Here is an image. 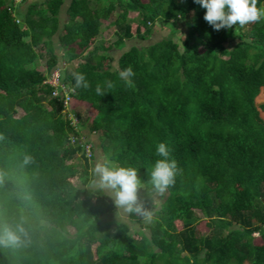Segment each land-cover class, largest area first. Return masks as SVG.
<instances>
[{"label": "trees", "instance_id": "16d2710c", "mask_svg": "<svg viewBox=\"0 0 264 264\" xmlns=\"http://www.w3.org/2000/svg\"><path fill=\"white\" fill-rule=\"evenodd\" d=\"M28 1L0 0V234L22 218L27 231L23 244L0 246V264H264V104L255 102H264V19L215 31L194 0H71L60 32L66 0L32 2L21 12ZM115 13L118 50L147 40L159 24L173 35L182 24L186 39L132 46L114 68L110 47L95 42ZM55 36L65 63L84 61L62 69V83L96 111L90 123L77 113L73 123L45 83L60 62ZM41 51L45 71L37 69ZM129 66L135 75L122 79ZM73 73L84 74L89 88L73 91ZM105 81L115 87L96 95ZM84 129L100 135L107 166L137 170L139 202L154 213L149 235L104 219L117 208L105 190L90 187L94 156L86 157L85 145L93 141ZM159 143L178 173L156 205L150 173Z\"/></svg>", "mask_w": 264, "mask_h": 264}, {"label": "clouds", "instance_id": "9594fccd", "mask_svg": "<svg viewBox=\"0 0 264 264\" xmlns=\"http://www.w3.org/2000/svg\"><path fill=\"white\" fill-rule=\"evenodd\" d=\"M206 10L204 20L213 27L215 31L221 29H231L239 25L244 27L251 23L260 22L264 19V8H258V0H194ZM121 78L127 80L134 76L131 66L121 72ZM75 80V91L77 88H89V84L84 74L73 73ZM130 83V81H128ZM105 86L96 85L95 93L98 96H105L106 90L115 87L111 81H105ZM156 156L160 157L151 169V183L159 194H164L176 182L178 173L177 162L170 159V151L165 143L156 146ZM33 158L30 155L24 157V164H30ZM94 174L98 177L93 181V185L103 190H110L113 194L114 206L122 209L128 214H137L146 222H152L154 213L143 207L139 202L138 191L140 179L137 170L133 167H109L107 164H96ZM23 218L13 227H5L0 234V246H18L25 242L27 231L24 227Z\"/></svg>", "mask_w": 264, "mask_h": 264}, {"label": "rangeland", "instance_id": "374dc122", "mask_svg": "<svg viewBox=\"0 0 264 264\" xmlns=\"http://www.w3.org/2000/svg\"><path fill=\"white\" fill-rule=\"evenodd\" d=\"M48 1L49 0H29L26 4L21 3L23 5V6L21 5V10L24 9V11H25V9L29 3H32V2L38 3V4L44 3L46 5L48 3ZM70 1L71 0H66L65 4L63 5V7L61 9L62 12H61V15L59 17L60 32H62L64 24L68 22L67 8H68V4ZM20 2H21V0H16V5H19ZM263 8H264V5H263ZM18 16L21 17L22 13ZM116 18H117V14L115 13L112 16V19L110 21H103L101 34L99 35V37L97 38V40L95 42V46L104 45L106 48L110 47L107 53L109 54V56L112 59L108 63L111 64L114 68H118V60H119V57L121 56V54L124 51L130 49L132 46L148 47V46H150V45H152V44H154V43H156L162 39H166L169 37L174 38L180 45H182L184 39H186V29L182 24L177 25V33H175V35H173L171 33V28L169 26L159 24L154 28L153 34L147 40H141L139 38H134L132 40L127 41L126 46L122 50H118L115 46V42L118 38L117 34H116L117 28L114 26V24L111 23V22L115 21ZM130 18L131 19H137V14L131 13ZM53 40H54V46L56 49L55 52L60 58V62L58 64V67H60L61 69H66L67 66L77 68L83 64L84 61L82 59H78L72 63H65L63 61V58H62L64 51H63L62 47L60 46L58 36H55L53 38ZM77 51H79L78 48H77ZM40 53H41V60L39 61L37 69L40 71H45L47 55L45 54L44 51H41ZM255 102H256L258 107H260V105L264 104V102L258 96L255 97ZM65 113L66 114L71 113L70 115H68V117L77 113V114L81 115L82 120L85 121V123L86 122L90 123L96 115V111L90 105L81 103V101H77L76 99H72V101L70 102V106L65 111ZM261 116L264 119V112L263 111L261 112ZM82 135L85 136L84 138H86V136H88V140H90V139L93 140L92 146H94V149H93L94 158L91 161V169L89 170L90 177H91L90 187L91 188H99V187L93 185V181L98 179V177L94 174V168H95L96 164H98V163H100V164L106 163L103 150L101 149V146H100V141H99L100 135H98V134L89 135L88 129L82 130ZM74 164L76 166H78L79 172H81V168H84V160L79 156L75 158ZM74 183L76 185L81 186L82 180L81 179H74ZM105 191L108 195H110L113 198V194L110 190H105ZM164 199H165V195H163V194L162 195L161 194L156 195V200H155L156 205H160ZM104 219L112 221L114 224L124 222V223L129 224L133 231H144L147 235L150 234L149 230L145 227V224H147L148 222L143 220L142 224H140L136 221H131L130 215L128 213H125L122 209H117V211L112 215L104 216ZM194 223L198 224L197 229H198V233L201 236L207 233L206 221L203 218H201V216H199ZM177 226L179 229H182L181 222H177ZM255 241L258 244L261 243L260 238H256Z\"/></svg>", "mask_w": 264, "mask_h": 264}, {"label": "built area", "instance_id": "2783aa9c", "mask_svg": "<svg viewBox=\"0 0 264 264\" xmlns=\"http://www.w3.org/2000/svg\"><path fill=\"white\" fill-rule=\"evenodd\" d=\"M46 84L50 85L54 88L52 92L53 97L62 96V104L64 108L67 110L70 106V102L72 101L73 97H71L70 93L71 90H68L65 85L62 83V69L57 67L52 70L49 74L48 79L45 81ZM73 119V123H77L78 120L73 115L70 116ZM75 119V120H74ZM85 153L86 157L91 158L93 157V146L90 143L85 145Z\"/></svg>", "mask_w": 264, "mask_h": 264}, {"label": "crops", "instance_id": "0c3cea01", "mask_svg": "<svg viewBox=\"0 0 264 264\" xmlns=\"http://www.w3.org/2000/svg\"><path fill=\"white\" fill-rule=\"evenodd\" d=\"M21 12H24V9H22L21 10ZM62 12V11H61ZM61 12H60V15H61ZM60 17V16H59ZM78 101V100H77ZM81 103H83V102H81ZM85 137V136H84ZM86 140H88V136H86V138H85ZM90 140H92V139H90ZM93 141V140H92Z\"/></svg>", "mask_w": 264, "mask_h": 264}]
</instances>
